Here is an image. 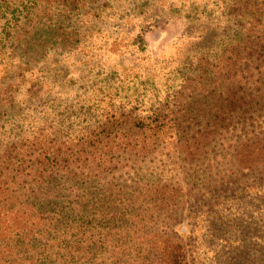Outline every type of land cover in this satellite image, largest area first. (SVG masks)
Returning <instances> with one entry per match:
<instances>
[{"label": "rangeland", "instance_id": "1", "mask_svg": "<svg viewBox=\"0 0 264 264\" xmlns=\"http://www.w3.org/2000/svg\"><path fill=\"white\" fill-rule=\"evenodd\" d=\"M235 2L83 0L62 24L65 41L48 45L39 63L24 66L22 53L3 38L27 1L0 0V89L13 106L0 118V139L40 132L71 144L122 115L144 123L159 111H176L194 71L240 60L231 50L247 22L235 18ZM207 89L200 110L215 98ZM205 133L208 142L184 155L179 140L194 137L186 125L145 154L111 145L115 169L63 179L60 187L86 194L81 222L112 226L122 215L141 227L145 241L160 236L179 242L187 264H264V168L240 170L232 156L233 147L245 143L264 158V109L254 119L211 123Z\"/></svg>", "mask_w": 264, "mask_h": 264}, {"label": "trees", "instance_id": "2", "mask_svg": "<svg viewBox=\"0 0 264 264\" xmlns=\"http://www.w3.org/2000/svg\"><path fill=\"white\" fill-rule=\"evenodd\" d=\"M26 1L22 18L11 21L3 39L22 53L24 66H33L48 45L65 41L62 24L83 0ZM233 10L235 18L247 22L240 40L244 46L234 42L231 50L240 60L215 71L195 69L197 75L187 78L177 97L176 111H159L144 123L122 115L71 144L40 132L21 140L13 135L0 139V264H187L179 242L160 236L145 241L141 227L122 215L112 226L81 222L86 194H68L59 181L110 173L116 168L111 145L145 154L186 125L194 137L192 143L179 140L178 153L184 155L208 142L205 129L211 123L218 125L230 116L254 119L264 109V0H237ZM210 87L215 98L200 110V98ZM9 97L0 89V118L13 111ZM255 146L233 147L236 168H264ZM109 196L121 197L114 191ZM126 215L139 222V216ZM125 222L130 227L121 225Z\"/></svg>", "mask_w": 264, "mask_h": 264}]
</instances>
